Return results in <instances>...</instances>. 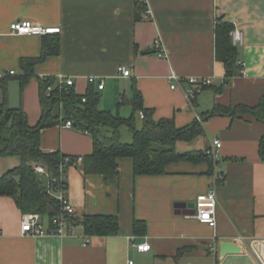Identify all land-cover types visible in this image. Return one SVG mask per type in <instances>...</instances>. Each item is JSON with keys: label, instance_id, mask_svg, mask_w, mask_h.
I'll use <instances>...</instances> for the list:
<instances>
[{"label": "crops", "instance_id": "obj_1", "mask_svg": "<svg viewBox=\"0 0 264 264\" xmlns=\"http://www.w3.org/2000/svg\"><path fill=\"white\" fill-rule=\"evenodd\" d=\"M145 3L149 12L136 21V0H0V102L6 87L9 105L22 107L35 125L42 114L39 78L62 74L74 79L80 94L93 83L101 93L100 108L127 117L132 104L119 106L120 96L125 92L130 97L136 81L155 120L172 118L183 127L201 117L205 133L178 141L179 151L205 150L218 138L219 159H212L211 170L210 160L179 161L171 163L166 174L135 176L133 160L121 158L118 184H107L98 174L84 175L79 164L70 166L68 198L75 215L114 214L120 219L119 235L90 236L87 244L81 225L63 237L23 234L24 213L12 197L0 196V264H261L257 254L264 258V122L248 113L210 114L217 105L253 107L264 95V0ZM218 18L242 30L243 42L237 46L244 64L242 74L220 92L216 88L224 82L225 68L216 58ZM20 19L62 30L49 37L11 34L10 24ZM53 37L59 38V53L37 63L35 76L21 92L16 78L24 73L21 59L41 56L45 40L50 44ZM157 37L165 44V58L154 46ZM152 50L155 53H148ZM123 67L131 70L129 76L122 74ZM11 70L15 74L9 75ZM171 71L211 77L213 83L190 103L182 89L171 88ZM41 147L86 156L93 151V139L61 124L42 130ZM10 158H0V176L17 165ZM213 187L218 197L215 227L200 222L186 207ZM135 219L146 222L145 235L134 234ZM224 241L240 243L244 252L221 258ZM143 242L151 244L148 251L138 250Z\"/></svg>", "mask_w": 264, "mask_h": 264}, {"label": "trees", "instance_id": "obj_2", "mask_svg": "<svg viewBox=\"0 0 264 264\" xmlns=\"http://www.w3.org/2000/svg\"><path fill=\"white\" fill-rule=\"evenodd\" d=\"M146 10L145 0H136L135 20H142ZM232 22L218 18L215 25L216 58L225 68V79L216 88L220 92L228 81L244 70L240 60V50L233 43L231 32L235 29ZM52 34L45 35L49 37ZM55 35V34H54ZM60 41L53 37L50 44L43 45L39 57L22 58L21 66L24 71L16 78L23 92L30 79L35 76V66L43 61L48 54H58ZM40 105L42 114L35 125L28 122L26 111L22 107H11L8 102V90H3L0 102V158L15 156L20 164L7 170L0 176V196L12 197L23 213L37 212L49 219L63 212L61 201L49 192L48 183L53 177H58L60 165L68 155L61 151H46L41 147V132L43 129L61 125L71 120L73 127L91 135L93 139L92 153L83 156L79 164L84 175L98 174L107 184H118L120 180L119 159L131 158L135 176L162 175L167 173L171 163L179 161L200 162L210 160L211 156L205 150L181 152L176 143L180 140L191 141L205 133L203 125L197 119L190 125L179 127L172 118L154 119V109L144 104L143 94L136 81L131 85V96L122 93L119 106L131 102L132 114L123 117L119 111L103 110L100 108L101 93L91 83L83 94L75 90L74 85H60L57 78L48 76L39 78ZM86 101H83V98ZM143 112L144 117L140 113ZM219 113H248L257 120L264 122V95L253 107L215 106L211 116ZM138 120L142 124L137 126ZM127 126L132 134V140H122L121 127ZM261 155L264 158L263 143ZM70 156V155H69ZM74 160L70 161V165ZM46 167L48 176L35 172L34 165ZM219 182H224L220 178ZM68 184L67 181L51 183L53 188ZM76 225L83 227L87 236H115L121 233L120 219L114 214H85L83 216L68 215ZM135 235H145L147 224L135 219L133 222ZM183 250H180L182 253Z\"/></svg>", "mask_w": 264, "mask_h": 264}, {"label": "built area", "instance_id": "obj_3", "mask_svg": "<svg viewBox=\"0 0 264 264\" xmlns=\"http://www.w3.org/2000/svg\"><path fill=\"white\" fill-rule=\"evenodd\" d=\"M149 11L147 10V13ZM61 27L59 26H45L39 23H36L30 19H20L13 21L10 24V33L13 35H39L45 36L49 34H58L61 33ZM232 40L235 45L242 44L243 42V32L240 28H235L231 32ZM154 46L161 57H167L168 53L165 47L163 40L160 37H157L154 40ZM131 70L123 67L122 74L124 76H129ZM9 75L15 74V70L8 72ZM4 75L0 76L3 77ZM57 81L60 85L73 86L75 84L72 77H67L65 75H58ZM169 80L171 81L172 89H182L186 99L192 103L198 93L202 91L206 86H210L213 83L211 77H197V76H182L171 71L169 75ZM100 89L104 88L103 81L99 85ZM83 101H86V98H83ZM141 117H144L143 112L140 113ZM197 120L202 122V119L199 115L196 116ZM63 126L72 127L73 122L71 120L66 121L62 124ZM222 146V141L218 138L213 139L210 143V146L207 149V153L211 158L216 162L219 159V152ZM73 161V164L70 165V161ZM83 161V156H66L64 161L60 165L61 175L58 177H53L52 180L48 183L49 192L55 195L63 205V212L54 216L52 219H49L47 216H44L37 212H28L22 215L21 231L23 234L28 235H58L65 236L72 232L76 224L72 222L68 215H75V209L73 204L68 198V184L59 185L57 188H53L51 183H60V181H67V171L70 166L75 164H80ZM35 172L38 174H44L48 176L46 167L41 164L34 165ZM217 209H218V197L215 187L211 188L205 193H200L197 195L195 200L194 213L193 217L197 218L200 222L206 223L212 227L217 225ZM239 240L244 243V237L239 236ZM90 241V236H86L85 243L87 244ZM137 248L140 251H148L151 248V244L148 242H143L137 244ZM213 253L216 252V247L212 248ZM257 258L261 264H264V258L257 254ZM132 263V262H131Z\"/></svg>", "mask_w": 264, "mask_h": 264}, {"label": "water", "instance_id": "obj_4", "mask_svg": "<svg viewBox=\"0 0 264 264\" xmlns=\"http://www.w3.org/2000/svg\"><path fill=\"white\" fill-rule=\"evenodd\" d=\"M148 53H155V50L148 51ZM186 207L192 209L194 213L195 201L186 203ZM244 252L243 246L235 241H224L220 244V257L225 258L227 255L242 254Z\"/></svg>", "mask_w": 264, "mask_h": 264}, {"label": "rangeland", "instance_id": "obj_5", "mask_svg": "<svg viewBox=\"0 0 264 264\" xmlns=\"http://www.w3.org/2000/svg\"><path fill=\"white\" fill-rule=\"evenodd\" d=\"M124 108V107H123ZM122 108V109H123ZM133 109V108H132ZM131 109V111L129 112V113H127V115H125V116H127V117H129L131 114H132V110ZM141 124H142V122H141V120H138V122H137V126L140 128L141 127ZM121 136H122V140L123 141H125V142H130L131 140H132V134H131V132H130V130H129V128L127 127V126H122L121 127ZM13 159V160H12ZM10 160H12V161H17V165H19L20 164V160H19V158L18 157H15V156H13V158H10ZM16 164V163H15ZM16 165V166H17ZM15 167V165H13V164H11L10 165V167L9 168H14Z\"/></svg>", "mask_w": 264, "mask_h": 264}]
</instances>
